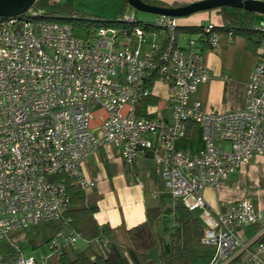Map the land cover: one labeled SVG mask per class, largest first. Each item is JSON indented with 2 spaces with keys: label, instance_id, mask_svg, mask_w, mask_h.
Wrapping results in <instances>:
<instances>
[{
  "label": "built area",
  "instance_id": "built-area-1",
  "mask_svg": "<svg viewBox=\"0 0 264 264\" xmlns=\"http://www.w3.org/2000/svg\"><path fill=\"white\" fill-rule=\"evenodd\" d=\"M221 28L208 23L180 36L175 16L158 14L143 23L124 12L77 36L69 23L44 19L32 7L0 16V264H57L70 253L80 236L66 226L65 180L89 189L94 183L82 174V162L109 144L128 164L150 156L172 201L201 209V241L212 249L207 264L241 255L264 264V228L249 242L237 233L240 225L258 224L261 212L243 199L221 201L222 210L212 216L200 193L264 154V18L252 26L259 42L245 106L210 110L192 97L210 77L205 51L219 50L222 36H234ZM157 83L167 87V96L138 115L137 103L156 96ZM190 124L200 127L203 142L193 153L176 144ZM54 220L60 227L46 256L24 254L11 239Z\"/></svg>",
  "mask_w": 264,
  "mask_h": 264
},
{
  "label": "crops",
  "instance_id": "crops-1",
  "mask_svg": "<svg viewBox=\"0 0 264 264\" xmlns=\"http://www.w3.org/2000/svg\"><path fill=\"white\" fill-rule=\"evenodd\" d=\"M149 1L162 6H171L173 3L179 6L199 0ZM262 18L264 14L262 16L255 14L252 26ZM177 22L180 34L189 32L198 25L208 23L224 25L219 8L180 16L177 17ZM256 39L248 40L238 34L231 40L222 36V46L219 50H206L204 64L210 77L198 87L192 97L199 99L203 106L210 110L242 109L245 106L246 84L256 60L258 45ZM153 90L158 102L162 103L167 96V87L157 83ZM176 144L190 153L199 150L203 145L200 127L190 124L186 135L178 139ZM81 172L94 183L85 190V199L87 204L97 206L94 216L98 224L110 228L108 238L111 242L119 244L123 249L131 246L127 230L145 219L146 208L156 206L160 202L159 198V201L154 202L153 205L152 198H158L163 193L159 188L161 179L154 168L152 158L140 155L134 164H128L115 147L109 144L89 155L82 162ZM200 193L212 216L222 210L221 201L229 203L248 199L261 212L262 219L255 225L238 226L237 233L244 242L253 240L259 230L264 228V154H255L251 160L230 173L224 184L216 187L206 186L200 190ZM193 211L197 214L201 213L199 208ZM197 254L195 256L197 264L209 261L208 252ZM233 264L250 263L241 255L239 261Z\"/></svg>",
  "mask_w": 264,
  "mask_h": 264
},
{
  "label": "trees",
  "instance_id": "trees-1",
  "mask_svg": "<svg viewBox=\"0 0 264 264\" xmlns=\"http://www.w3.org/2000/svg\"><path fill=\"white\" fill-rule=\"evenodd\" d=\"M144 1L152 3L149 0ZM122 4L123 9L119 15L124 13V6L129 5L126 0H122ZM171 6H177V3ZM31 7L42 11L44 19L69 23L77 36H85L100 21H110L119 16L111 19L90 17L74 8L72 0H35ZM219 12L224 22L221 30L232 29L234 35H242L248 40L257 38V43L259 42L258 34L251 29L255 12L227 6L220 7ZM195 31L197 29L193 27L189 33ZM157 101L158 98L154 95L141 98L137 103V114L144 115L146 107ZM65 185L70 196L69 208L65 212L68 218L67 229L75 230L80 238L93 243L94 246L89 245L87 250L78 251L75 255L64 251L57 264H197V253L208 252L209 257L212 255V249L201 241L204 225L199 214L181 202L165 206V199H171V196L164 191L162 181L159 182V188L163 191L160 202L156 206L146 208L145 219L127 230L131 246L126 249L109 240L110 228L98 224L94 216L97 206L86 203L85 191L69 179L65 180ZM168 216L172 221L170 226L165 225L170 222ZM186 233L189 235H185ZM182 235H185L184 238L178 242L177 238ZM103 240L107 241L105 246H101ZM239 258L240 256H237L224 264H233L238 262Z\"/></svg>",
  "mask_w": 264,
  "mask_h": 264
},
{
  "label": "rangeland",
  "instance_id": "rangeland-1",
  "mask_svg": "<svg viewBox=\"0 0 264 264\" xmlns=\"http://www.w3.org/2000/svg\"><path fill=\"white\" fill-rule=\"evenodd\" d=\"M52 2L55 0H51ZM61 2L64 0H60ZM72 4L74 8L79 11L85 12L88 16H100L104 18L111 19L116 17L120 14L121 10L123 9L122 0H72ZM125 13H133L135 14L136 20L143 23H152L156 18V14L151 12H144L133 8L130 5L124 6ZM257 16H262L261 13H256ZM197 27V26H196ZM182 34H180L181 36ZM196 34L192 35L193 37ZM180 42L183 40L180 37ZM99 111L96 110L93 112V119L91 121V125L95 126L98 122V115ZM224 148H228V144H224ZM159 198H152V204L154 202H158ZM173 201L170 198L165 199V206L169 205ZM199 211V210H198ZM197 211V212H198ZM196 213V212H195ZM170 216V215H169ZM168 216L170 222L165 223V225L170 226L171 218ZM60 227V223L57 220L50 221V222H40L34 226H31L21 232H18L12 236V241L17 243L24 254L32 255L36 258H41L42 256H46L50 254V250L48 248V240L53 235L55 230ZM185 235H189L186 233ZM185 235L180 236L177 238V241L180 242ZM93 247V243H88L83 238H78L74 247L71 248V254L75 255L78 251L87 250L88 246ZM153 252L151 256H153ZM54 263L56 260L52 257L51 258Z\"/></svg>",
  "mask_w": 264,
  "mask_h": 264
},
{
  "label": "water",
  "instance_id": "water-1",
  "mask_svg": "<svg viewBox=\"0 0 264 264\" xmlns=\"http://www.w3.org/2000/svg\"><path fill=\"white\" fill-rule=\"evenodd\" d=\"M35 0H0V16L10 17L25 12ZM133 8L156 15L186 16L200 10L227 6L264 14V0H199L179 6H162L144 0H126ZM168 244L166 243V247Z\"/></svg>",
  "mask_w": 264,
  "mask_h": 264
}]
</instances>
